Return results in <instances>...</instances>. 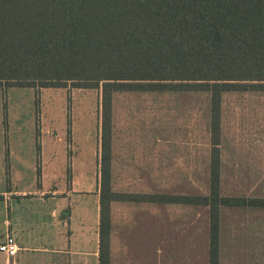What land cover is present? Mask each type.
I'll return each instance as SVG.
<instances>
[{
	"label": "rangeland",
	"instance_id": "obj_1",
	"mask_svg": "<svg viewBox=\"0 0 264 264\" xmlns=\"http://www.w3.org/2000/svg\"><path fill=\"white\" fill-rule=\"evenodd\" d=\"M208 109L209 96L201 92H117L113 189L203 192ZM222 113L223 193L264 197V91L225 93ZM100 124L97 88L0 86V179L3 166H17L21 186L45 188L43 197L62 209L64 222L78 203L96 204L98 248ZM41 143L43 159L37 158ZM42 160L43 187L37 171ZM111 207V264H209L207 207L137 200ZM65 228L68 235L77 233L75 224ZM219 243L220 264H264V208H223ZM63 259L61 264H78L70 256Z\"/></svg>",
	"mask_w": 264,
	"mask_h": 264
},
{
	"label": "trees",
	"instance_id": "obj_2",
	"mask_svg": "<svg viewBox=\"0 0 264 264\" xmlns=\"http://www.w3.org/2000/svg\"><path fill=\"white\" fill-rule=\"evenodd\" d=\"M0 86L100 90L99 264H111L114 201L207 207L209 264H220L223 208H264L222 187L223 95L264 91V0H0ZM129 90L208 94L203 192L113 189L114 96Z\"/></svg>",
	"mask_w": 264,
	"mask_h": 264
},
{
	"label": "crops",
	"instance_id": "obj_3",
	"mask_svg": "<svg viewBox=\"0 0 264 264\" xmlns=\"http://www.w3.org/2000/svg\"><path fill=\"white\" fill-rule=\"evenodd\" d=\"M44 151L45 147L41 143L37 158L43 159ZM40 166L43 187L47 173L43 160ZM3 170L0 179V242L7 234H11L20 249L14 257H7L0 252V264H61L63 258L69 256L78 264H91V261L96 264L99 256L96 204L83 206L78 203L64 222L58 215L62 209L58 208L55 201L48 202L43 197L45 188L32 191L21 186L17 166L12 168L11 162L9 170L6 166H3ZM35 179L37 182L38 175ZM69 223L75 224L77 233H65V224Z\"/></svg>",
	"mask_w": 264,
	"mask_h": 264
},
{
	"label": "built area",
	"instance_id": "obj_4",
	"mask_svg": "<svg viewBox=\"0 0 264 264\" xmlns=\"http://www.w3.org/2000/svg\"><path fill=\"white\" fill-rule=\"evenodd\" d=\"M19 249L20 247L18 246L16 238L11 234H7L0 242V252L5 254L7 257L16 256Z\"/></svg>",
	"mask_w": 264,
	"mask_h": 264
}]
</instances>
